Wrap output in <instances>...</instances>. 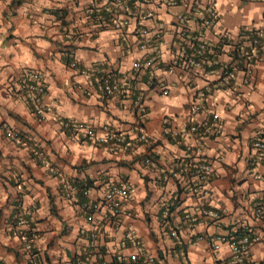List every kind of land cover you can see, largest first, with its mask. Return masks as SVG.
Returning a JSON list of instances; mask_svg holds the SVG:
<instances>
[{
    "label": "crops",
    "instance_id": "1",
    "mask_svg": "<svg viewBox=\"0 0 264 264\" xmlns=\"http://www.w3.org/2000/svg\"><path fill=\"white\" fill-rule=\"evenodd\" d=\"M211 1L150 0L128 7L108 0H0V264H118L115 251L129 227L157 264H225L231 245L224 242L217 251L210 242L242 233L261 237L250 247L248 264H264V215L256 211L264 208V178L246 161L253 137L264 131V0H214L219 21L205 27ZM91 5L94 16L87 14ZM145 11L152 12L145 25L163 38L159 42L153 32L142 47L138 26ZM124 18L129 26L113 25ZM244 30L258 33L259 49L242 38ZM202 40L212 52L208 61L170 71L174 57ZM241 44L253 52L250 72L239 56ZM151 57L157 66L137 73L133 62ZM225 67L233 69L229 80ZM29 69L45 75V117L18 92ZM105 80L118 86L113 94ZM201 92L204 109L196 121L217 114L223 131L208 136L199 151L193 134L174 138L165 127L187 131L189 107ZM65 120L93 124L97 137L81 132L73 138ZM139 123L147 130L145 141ZM9 128L21 141L8 137ZM107 134L108 141H97ZM203 161L214 168L206 181L192 174ZM256 172L264 177V162ZM126 182L133 190L122 226L100 208L89 219L82 204H97L111 185ZM132 251L127 241L125 255Z\"/></svg>",
    "mask_w": 264,
    "mask_h": 264
},
{
    "label": "built area",
    "instance_id": "2",
    "mask_svg": "<svg viewBox=\"0 0 264 264\" xmlns=\"http://www.w3.org/2000/svg\"><path fill=\"white\" fill-rule=\"evenodd\" d=\"M112 2L114 5L118 6H128L135 2H144L147 3L150 0H108ZM97 12L96 7L91 5L87 9V14L89 16H94ZM137 15V14H136ZM152 15L151 11H145L139 14V20L141 21L140 25L138 26V32L140 34L141 46L146 47L149 44V40L151 38V34L154 32V37L157 38L159 42L162 41L163 33L160 30H150L146 25L145 22L150 18ZM219 10L217 7L216 1L212 0L208 5L205 6V13L202 17V24L205 27H212L215 26L219 21ZM113 25L116 27H123L129 26L131 21L129 18H124L123 20L119 21L118 19L113 20ZM186 28L181 26L180 35L184 37L186 35ZM241 36L244 40L250 41L252 46L256 49H259L260 46V37L257 32H247V30L241 31ZM227 38L224 36L222 38V42L225 43ZM238 49V45L235 46V50ZM239 56L243 57L247 61L248 72L251 69V62L253 60V52L249 50L244 44L240 45V49L238 50ZM212 53L211 49L209 48L208 44L205 41H200L199 43L192 45V51L188 49H184L182 54L179 56L174 57L171 61L170 71H174L177 67L183 68H190L192 66H199L204 61H208L210 59L209 54ZM156 58L151 57L145 60H135L133 62V68L137 73L140 72L141 69L144 68H151L157 66ZM223 76L229 80L233 76V69L229 67H225L222 70ZM105 85L104 88L109 94H113L118 86L114 83H111L110 80H105L103 82ZM46 81L45 75L38 69H29L23 72L18 81V92L19 94H23L29 104L33 112L39 117L46 116V108L43 104V95L46 92ZM169 86L165 87L163 90L164 94L169 93ZM204 99H205V92H201L199 96L192 101L189 110H188V121H189V129L187 131H179L177 129H172L170 127H165V131L167 134L173 136L174 138H179L186 135L188 132L193 134L195 137V141L198 147V150H203L204 140L210 136H219L223 129L222 124L220 123L219 116L214 114V118L211 119L207 118L202 123H198L196 121V115L199 114L204 109ZM167 124H171L170 118L166 120ZM64 128L69 129L72 132L73 138L79 136L77 134L83 133L84 138H93L97 137L95 130L93 128V124L86 123V122H72L71 120L63 121ZM108 129V126H105ZM138 131H139V138L143 141L148 139V133L143 123L138 124ZM8 137H10L14 141H21L20 133L15 129H8L7 131ZM77 135V136H76ZM111 135L107 134L106 136L100 137L97 141L98 142H106L110 139ZM40 158L44 157L43 152H38ZM44 163V159L42 160ZM247 163H249L250 168L255 175L259 178H264L262 174L256 172L258 165L264 162V131H260L259 134H256L253 137L252 144H251V152L250 155L246 158ZM50 171L52 174L58 175L60 170L57 166H50ZM193 177L199 178L201 180H209L211 176L214 174V168L212 163L203 161L195 167H193ZM68 189H73L70 184ZM132 190L133 186L126 182L125 184H113L111 185L104 193V196L99 203L97 204H90L89 202H85L82 204V208L85 211H89V219L93 220L94 214L93 212L90 213L91 210L97 211L105 210L110 213L108 216V221L113 222L116 224V228H120L122 226V218L123 216L129 214L128 208L132 198ZM67 196L72 198V193L67 191ZM258 215H264V208L259 207L256 209ZM210 215L212 217H219L220 213L216 210H210ZM27 220H20L19 224H26ZM172 236H177V231H171ZM22 239L26 244L27 250L30 254L33 253V244L29 239L28 235L24 233L22 235ZM261 240V237L258 235L251 236L248 233L238 234L237 236H233L232 238L227 237H218L215 241L210 242L211 246L214 250L219 251L222 243L228 242L232 247V256L225 264H248V253L250 251V247L255 241ZM127 241H130L132 245L133 251L125 255L124 249L127 248ZM115 257L117 259L118 264L128 263L132 264H157L155 257L149 252L143 242L138 238L137 231L134 228H127L124 232V238L121 241L120 247L117 251H115ZM73 264V263H72Z\"/></svg>",
    "mask_w": 264,
    "mask_h": 264
},
{
    "label": "trees",
    "instance_id": "3",
    "mask_svg": "<svg viewBox=\"0 0 264 264\" xmlns=\"http://www.w3.org/2000/svg\"><path fill=\"white\" fill-rule=\"evenodd\" d=\"M211 56V54H209V57Z\"/></svg>",
    "mask_w": 264,
    "mask_h": 264
}]
</instances>
